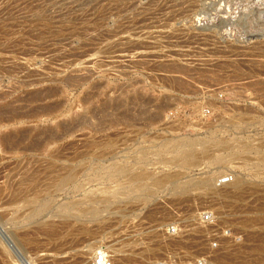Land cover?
Here are the masks:
<instances>
[{"label": "rangeland", "instance_id": "obj_1", "mask_svg": "<svg viewBox=\"0 0 264 264\" xmlns=\"http://www.w3.org/2000/svg\"><path fill=\"white\" fill-rule=\"evenodd\" d=\"M0 190L11 264H264V0H0Z\"/></svg>", "mask_w": 264, "mask_h": 264}, {"label": "built area", "instance_id": "obj_2", "mask_svg": "<svg viewBox=\"0 0 264 264\" xmlns=\"http://www.w3.org/2000/svg\"><path fill=\"white\" fill-rule=\"evenodd\" d=\"M234 181V176L231 174L226 175L219 184L232 183ZM195 225L199 227L202 231L206 232L204 238L209 237V251L200 254L195 257H190L185 259V256L188 252L186 251H168L164 257L158 261L156 264H210L212 259V253L214 251L221 250L223 244L228 242H241L242 236L240 233L232 229L231 227H221L220 218L213 211H206L196 215ZM164 235L165 239H179L185 232L184 227L179 224H172L166 226L164 229L160 230ZM91 264H115L113 257L109 253L101 249L97 251L91 260Z\"/></svg>", "mask_w": 264, "mask_h": 264}, {"label": "bare ground", "instance_id": "obj_3", "mask_svg": "<svg viewBox=\"0 0 264 264\" xmlns=\"http://www.w3.org/2000/svg\"><path fill=\"white\" fill-rule=\"evenodd\" d=\"M36 37V36H35ZM37 94V93H36ZM52 94V93H51ZM33 98V97H32ZM30 100V99H29ZM11 120V119H10ZM8 140V139H7ZM192 154V153H191ZM190 152L189 153H184V158L183 162L185 164H188L190 162V159L188 157L191 156ZM65 182H68V179L64 180ZM11 184V183H10ZM9 190V189H8ZM2 190H0V208H2ZM44 209H46V205H42L36 212L41 214L44 212ZM17 238V236H16ZM6 242V241H5ZM18 242V241H17ZM7 243V242H6ZM21 243V242H19ZM21 245V244H20ZM25 247V246H24ZM23 245H21V248H24ZM13 248V247H12ZM52 249V248H51ZM10 249L8 247H5L4 244L0 243V264H11L9 262V256H10ZM26 250V249H24ZM31 251V250H29ZM27 252V251H26ZM32 252V251H31ZM29 253V252H28ZM14 261V260H13Z\"/></svg>", "mask_w": 264, "mask_h": 264}]
</instances>
